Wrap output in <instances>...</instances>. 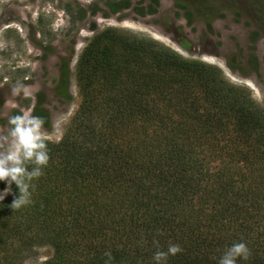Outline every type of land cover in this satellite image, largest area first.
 Listing matches in <instances>:
<instances>
[{
  "label": "trees",
  "instance_id": "1",
  "mask_svg": "<svg viewBox=\"0 0 264 264\" xmlns=\"http://www.w3.org/2000/svg\"><path fill=\"white\" fill-rule=\"evenodd\" d=\"M75 70L80 104L61 140H45L30 203L11 205L14 183L0 201V249L49 243L46 264H105L106 251L110 264H154V252L178 244L167 264H218L242 241L250 254L237 264H264V108L251 92L112 28L91 38ZM68 86L65 64L59 88Z\"/></svg>",
  "mask_w": 264,
  "mask_h": 264
},
{
  "label": "rangeland",
  "instance_id": "2",
  "mask_svg": "<svg viewBox=\"0 0 264 264\" xmlns=\"http://www.w3.org/2000/svg\"><path fill=\"white\" fill-rule=\"evenodd\" d=\"M108 28L218 67L264 108V0H0V137L7 135L11 116L26 110L34 115L41 95L49 115L41 136L61 140L81 100L77 59ZM65 64L64 91L59 86ZM17 85L29 94L13 95ZM1 183L0 191L6 186ZM19 250L1 248L0 264H46L54 252L49 243Z\"/></svg>",
  "mask_w": 264,
  "mask_h": 264
},
{
  "label": "clouds",
  "instance_id": "3",
  "mask_svg": "<svg viewBox=\"0 0 264 264\" xmlns=\"http://www.w3.org/2000/svg\"><path fill=\"white\" fill-rule=\"evenodd\" d=\"M23 90L28 95V89L23 85H17L12 89V94L17 95ZM42 119L32 115L30 110L15 114L10 117V128L7 135L0 137L5 147L0 150V182L5 187L0 191V201L12 192L11 185L14 183L18 189V197L11 205L21 207L30 203V181L40 176L41 169L47 165L49 156L45 140L42 138L40 129ZM29 163L34 165L30 168ZM182 249L178 244H169L166 251L157 250L153 254L154 264H167L169 256L176 255ZM250 250L244 242H234L226 248L219 257L218 264H237V259L247 260ZM105 264H110L112 255L106 251Z\"/></svg>",
  "mask_w": 264,
  "mask_h": 264
}]
</instances>
